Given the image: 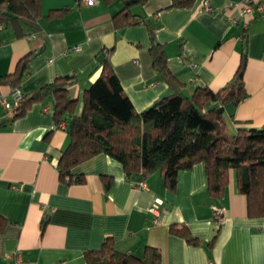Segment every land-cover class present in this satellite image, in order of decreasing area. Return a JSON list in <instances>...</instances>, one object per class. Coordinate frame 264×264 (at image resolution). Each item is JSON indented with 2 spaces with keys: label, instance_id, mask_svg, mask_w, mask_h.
Instances as JSON below:
<instances>
[{
  "label": "crops",
  "instance_id": "0c3cea01",
  "mask_svg": "<svg viewBox=\"0 0 264 264\" xmlns=\"http://www.w3.org/2000/svg\"><path fill=\"white\" fill-rule=\"evenodd\" d=\"M173 1L133 2L131 12L144 20L121 27L115 15L125 6L123 0H41L37 32L19 37L12 25L0 27V76L14 73L28 55L23 94L74 74L79 82L71 94L81 97L99 77L97 55L104 51L124 92L143 111L175 93L153 65L152 28L180 92L188 96L197 87H225L246 53L249 95L225 106L227 130L264 125V15L243 16L244 0L171 6ZM254 1L264 5V0ZM75 46L81 50L75 52ZM0 89L12 99L8 85ZM12 115L0 102V214L6 219L0 228V264H10L8 254L16 250L28 264H88L86 252L100 249L107 238L140 257L147 246L155 247L161 264H264V217L248 215L247 197L239 192L233 170L220 198L207 189L203 163L181 171L171 189L160 172L146 181L140 173L128 178L121 162L99 154L75 169L83 181L70 182L58 166L69 133L56 124L54 99L37 101L9 120ZM104 175L112 177L109 189ZM156 200L162 201L159 223L150 210ZM215 207L224 208L226 218L218 231ZM173 225L186 226L199 243L172 232Z\"/></svg>",
  "mask_w": 264,
  "mask_h": 264
},
{
  "label": "trees",
  "instance_id": "16d2710c",
  "mask_svg": "<svg viewBox=\"0 0 264 264\" xmlns=\"http://www.w3.org/2000/svg\"><path fill=\"white\" fill-rule=\"evenodd\" d=\"M123 1L125 6L115 15L117 24L125 27L142 22L144 17L133 14L131 6L147 0ZM191 1L174 0L171 6H187ZM41 15V0H0V24L12 25L19 37L37 32ZM150 39L153 65L175 93L137 111L124 92L108 53L101 51L97 55L101 73L81 97L71 94L79 82L76 75L59 76L39 90L24 94L9 120L25 114L33 103L52 97L56 124L65 122L69 133V143L58 164L61 177L68 176L70 182L83 181V174L75 169L99 154H107L122 163L128 178L140 173L146 181L151 174L160 172L165 184L175 189L181 171L203 163L212 197L225 194L233 170L239 192L247 197L248 215L264 217V125L231 133L225 118L226 105H237L249 95L244 82L246 53L233 80L225 87L217 91L197 87L188 96L180 92V81L171 72L165 49L152 28ZM30 60L25 56L14 73L0 76V88L8 85L10 95L20 89L30 73ZM211 103L219 106L211 108ZM104 181L109 189L112 177L104 175ZM5 221L0 214V228ZM214 223L218 231L221 225L215 217ZM171 231L190 243H199L186 226L173 225ZM86 259L88 264H161V252L147 246L140 257L121 251L107 238L100 249L87 251Z\"/></svg>",
  "mask_w": 264,
  "mask_h": 264
},
{
  "label": "built area",
  "instance_id": "2783aa9c",
  "mask_svg": "<svg viewBox=\"0 0 264 264\" xmlns=\"http://www.w3.org/2000/svg\"><path fill=\"white\" fill-rule=\"evenodd\" d=\"M85 3H93L95 0H84ZM205 8L209 11L212 10V7L210 3L207 1L205 4ZM264 15V5L262 3H256L254 0H244V6L242 8V15L245 17L253 18L256 16V14ZM3 24H0V27H2ZM75 52H78L81 50L80 46H75L73 48ZM24 94L20 89H15L11 94V100L9 99L8 95L3 94V92L0 89V102L2 103L3 107L5 108L6 112L14 113L15 108L18 106L19 102L23 98ZM61 126L65 128L66 123L62 122ZM141 187H144L145 184H141ZM162 204L161 200H156V202L153 204V206L150 208V210L156 215L154 221L155 223L160 222V205ZM214 217L217 220V223L219 225H222L225 223V212L224 208L222 207H215L214 209ZM8 259L10 260V264H28L22 257V253L20 250H16L15 252H12L11 254H8Z\"/></svg>",
  "mask_w": 264,
  "mask_h": 264
},
{
  "label": "rangeland",
  "instance_id": "374dc122",
  "mask_svg": "<svg viewBox=\"0 0 264 264\" xmlns=\"http://www.w3.org/2000/svg\"><path fill=\"white\" fill-rule=\"evenodd\" d=\"M82 108V100L80 101V104H79V109Z\"/></svg>",
  "mask_w": 264,
  "mask_h": 264
}]
</instances>
